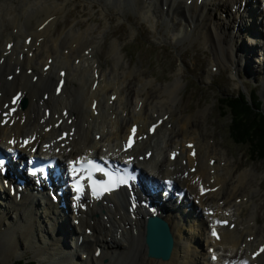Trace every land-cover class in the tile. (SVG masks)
I'll list each match as a JSON object with an SVG mask.
<instances>
[{"label":"bare ground","instance_id":"bare-ground-1","mask_svg":"<svg viewBox=\"0 0 264 264\" xmlns=\"http://www.w3.org/2000/svg\"><path fill=\"white\" fill-rule=\"evenodd\" d=\"M73 1L0 0V154L8 162L3 166L20 177L22 169L14 154L29 159L34 153V157L56 158L62 163L109 158L130 161L141 169L144 189L150 185L154 190L160 186L165 189L162 181L169 180L174 191L167 199L148 190L136 191L140 197L145 194L144 199L160 211L158 217L168 223L172 252L166 262L147 257L144 234L149 214L142 209L134 216L129 212V192L125 189L84 202L83 209L67 205L59 210L49 200L48 191L35 192L30 183L23 192L13 184L11 191L8 181L3 185L5 178L0 176L3 258L16 255L20 239L26 238L32 251L54 264H264V251L251 257L264 244V230L256 222L258 206L252 199L259 193L252 185L257 173L252 169L240 172L224 152L217 153L214 141L197 133L209 109L194 117L182 114L179 91L184 86L183 77L154 84L142 70L121 69L124 55L115 43L109 48L108 68L103 70L99 59L103 34L93 37L90 27L84 31L70 27L57 33V25L65 21ZM124 1L118 0L119 19ZM131 1L144 21L154 17L151 6L160 9V19L170 30L168 39L175 45L194 35L193 19L199 14L204 28L202 42L213 41L214 64L208 77L224 66L236 76L242 60L237 56L244 57L236 53L235 39L239 29L246 27L261 38L262 53L257 58L264 62L263 3L261 9H254L252 0ZM100 6L106 12L107 3ZM219 30L230 37L223 44ZM59 82L62 86L56 93ZM16 94L20 97L12 104ZM12 108L16 109L13 114L9 113ZM5 112L9 113L6 118ZM158 119L162 123L151 134L148 128ZM133 124L139 126L136 143L123 152L125 136ZM63 133H67L64 138ZM192 151L196 152L194 158L190 157ZM173 153L177 156L172 161ZM248 205L250 212L243 217ZM63 220L68 221L66 226ZM223 220L234 227L218 226ZM211 228L217 229L218 238L211 236ZM38 235L44 237L45 248L50 243L53 246L37 250ZM97 250L100 255L95 257Z\"/></svg>","mask_w":264,"mask_h":264},{"label":"rangeland","instance_id":"rangeland-1","mask_svg":"<svg viewBox=\"0 0 264 264\" xmlns=\"http://www.w3.org/2000/svg\"><path fill=\"white\" fill-rule=\"evenodd\" d=\"M254 1L252 0L255 9ZM104 3H107L106 12L101 11L100 5ZM118 5V0H95L94 3H91L90 0H75L71 2L66 12L64 20L67 23L65 21L60 22L57 25V33L70 27L76 29L79 27L81 31L90 27L93 29V37L98 36L100 33L103 34V47L99 56L103 70L108 68L110 62L109 48L111 44L115 43L121 54L124 55L119 68L142 70L146 73L147 79L153 80L154 84H167L180 76L183 77L184 86L179 91L182 97L180 106L182 114L194 117L198 111L209 109L204 118L205 121L200 122L197 133L201 138L214 141L217 153L224 152L231 165L233 167L238 166L240 172L252 169L257 173L252 185L259 189V193L253 196L252 199L258 206L257 225L260 230H264V161L252 159L248 146L233 143L229 135L230 115L228 111L220 110L218 103L219 99L238 93L244 95L253 106L258 105L260 102V109L264 112V62L262 64L259 62L260 58H257L262 53L259 47L260 43L257 40L258 34H253L247 27L239 29L235 39L236 53L244 58L237 56L238 60H242H239L240 66L235 77H232L228 66L220 67L218 72L212 71V75L208 77L207 75L211 72L214 64L213 41L207 39V44L202 42L204 28L199 14L193 19L194 35L184 39L182 44L175 45L168 39L170 38V30L167 29V23L160 19V9L151 6L154 17L151 21H144L134 8L133 2L125 0L121 7L123 15L119 19L116 16ZM258 17L254 15L253 19L258 20ZM65 24L68 27H65ZM257 30L260 31V28H257ZM156 31L160 37L156 34ZM242 31L243 34H241ZM210 34L214 39L212 31ZM218 34L221 44H223L225 38H230L221 30L218 31ZM217 67L214 68L217 69ZM0 194L2 195L1 189ZM249 208L250 205H248V208L246 206L243 209V217L250 212ZM1 221L2 218L0 217ZM65 221H62L63 226L68 224ZM3 223L5 222L3 221ZM37 239L39 240L37 250H46L48 247L53 246L50 243L45 248L44 237L38 235ZM196 239L198 241V238ZM65 241L69 243L68 238ZM3 257V252H0V264H17L18 262L24 264L27 262L54 264L50 259L39 257L38 252L32 251L27 246L26 238L20 239V246L16 250V255L11 256L9 260ZM103 262L105 263V261Z\"/></svg>","mask_w":264,"mask_h":264},{"label":"trees","instance_id":"trees-1","mask_svg":"<svg viewBox=\"0 0 264 264\" xmlns=\"http://www.w3.org/2000/svg\"><path fill=\"white\" fill-rule=\"evenodd\" d=\"M218 103L220 110L228 111L230 115L229 135L233 143L248 146L252 159L264 161V112L260 109L261 103L253 106L241 94L221 98Z\"/></svg>","mask_w":264,"mask_h":264},{"label":"water","instance_id":"water-1","mask_svg":"<svg viewBox=\"0 0 264 264\" xmlns=\"http://www.w3.org/2000/svg\"><path fill=\"white\" fill-rule=\"evenodd\" d=\"M144 243L150 258L168 261L173 248V238L168 225L161 219H149Z\"/></svg>","mask_w":264,"mask_h":264},{"label":"snow or ice","instance_id":"snow-or-ice-1","mask_svg":"<svg viewBox=\"0 0 264 264\" xmlns=\"http://www.w3.org/2000/svg\"><path fill=\"white\" fill-rule=\"evenodd\" d=\"M61 75H63V73H61ZM9 79H11V77H9ZM58 90H59V89H58ZM18 99H19V96H18V95L15 96V97H13V99H12V104H15V103L17 102ZM6 107H7V106H6ZM12 111H14V109H12ZM3 115H4V117L6 118V117L9 115V113L5 112ZM4 122L6 123L7 120L5 119ZM153 128H155V125H153ZM150 130H151V129H150ZM131 132L134 134V133L136 132V128L133 127V128L131 129ZM9 143H14V141H9ZM132 143H133V136H132V135H129L128 140H127V145H126V146H127V147H131V146H132ZM189 147H191V146H189ZM4 163H5V162H4L3 160H0V171L3 170V165H4ZM69 167H70V170H71L72 173H76L77 169H76V167H75V162H69ZM96 167H97V165H96L94 162L89 161V168H82V170H81V175L83 174L84 171H88L90 168H96ZM99 170H100V171H103V169H99ZM30 174H32V173H30ZM104 175H105V176H108L109 173L105 172ZM87 179L91 180L92 177L89 175V176L87 177ZM126 180H127V177H126V176H123V175H121V176H115V175H113V176L111 177L110 184H111V183H119V184H123V183L126 182ZM97 183H99V185H100V190H102V191H107V190H108L109 185H105L103 181H100V182L93 181V187H92L93 194H95L96 191H97V187L95 186ZM73 189H74V191L77 192V193H79V191H80V188H79V186H77V185H73ZM203 191H204V189L201 188V192H202V193H203ZM77 199H78V197H77ZM217 223H223V222H219V221H218ZM211 234H212L213 237L218 238V235H217L216 231L213 230ZM261 251H264V249H261ZM213 259H215V257H213Z\"/></svg>","mask_w":264,"mask_h":264}]
</instances>
